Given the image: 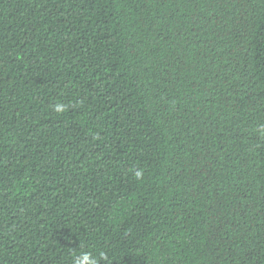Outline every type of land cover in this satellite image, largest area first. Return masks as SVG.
Segmentation results:
<instances>
[{
	"label": "trees",
	"instance_id": "16d2710c",
	"mask_svg": "<svg viewBox=\"0 0 264 264\" xmlns=\"http://www.w3.org/2000/svg\"><path fill=\"white\" fill-rule=\"evenodd\" d=\"M261 126L264 0H0V264H264Z\"/></svg>",
	"mask_w": 264,
	"mask_h": 264
},
{
	"label": "clouds",
	"instance_id": "9594fccd",
	"mask_svg": "<svg viewBox=\"0 0 264 264\" xmlns=\"http://www.w3.org/2000/svg\"><path fill=\"white\" fill-rule=\"evenodd\" d=\"M66 105L62 102L60 103H56L53 106V111H55L56 113H63L66 111ZM261 131H264V126H261ZM143 170H135L134 171V176L136 179H142L143 178ZM108 257L106 256V254L104 252H101L99 254V259H97L96 257H93L91 253L88 252H84L78 256H76L73 259V264H99V260H107Z\"/></svg>",
	"mask_w": 264,
	"mask_h": 264
}]
</instances>
